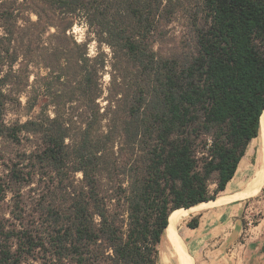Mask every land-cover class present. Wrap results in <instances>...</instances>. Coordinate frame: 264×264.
Here are the masks:
<instances>
[{"label":"trees","instance_id":"obj_1","mask_svg":"<svg viewBox=\"0 0 264 264\" xmlns=\"http://www.w3.org/2000/svg\"><path fill=\"white\" fill-rule=\"evenodd\" d=\"M263 110L264 0H0V264H158Z\"/></svg>","mask_w":264,"mask_h":264},{"label":"crops","instance_id":"obj_2","mask_svg":"<svg viewBox=\"0 0 264 264\" xmlns=\"http://www.w3.org/2000/svg\"><path fill=\"white\" fill-rule=\"evenodd\" d=\"M249 149L250 147L248 151ZM256 153L252 152L249 155L246 153L241 158L234 176L227 183L221 195H234L245 188L249 175L242 172L241 168L246 165L252 167L256 165L252 162L253 155L257 158ZM231 182L237 184L230 186ZM262 185L258 192L262 190ZM253 195L255 194L243 198L234 197L228 201L218 202L200 209L199 212L197 211L199 224L195 228L186 226L185 222L188 217L184 220L185 229H183L182 234L186 238V244L192 249L193 264H264V252L262 250L259 253L252 251V249L244 251L246 243L243 242L240 247L238 244L239 237L245 230L243 216L249 209V199ZM260 224V222L255 224V227H259ZM263 244L264 232L261 233L260 240L254 243L255 248L253 249L259 248L260 251L261 246L258 245Z\"/></svg>","mask_w":264,"mask_h":264},{"label":"bare ground","instance_id":"obj_3","mask_svg":"<svg viewBox=\"0 0 264 264\" xmlns=\"http://www.w3.org/2000/svg\"><path fill=\"white\" fill-rule=\"evenodd\" d=\"M251 145H254V147L257 148V164L254 170H252L253 168L249 165L241 168L242 172H251V176L248 178L245 188L234 195H219L216 199L202 201L186 209L173 212L169 217V224L165 228L162 240L158 247V264H193L192 249L186 244V238H184L182 234L183 229H185L184 220L190 214L218 202L228 201L238 196L243 198L247 195L256 194L258 192L264 181V110L260 116L259 135L252 140ZM249 152L250 149L246 155H248ZM235 184L234 182H231L230 186Z\"/></svg>","mask_w":264,"mask_h":264},{"label":"rangeland","instance_id":"obj_4","mask_svg":"<svg viewBox=\"0 0 264 264\" xmlns=\"http://www.w3.org/2000/svg\"><path fill=\"white\" fill-rule=\"evenodd\" d=\"M76 38L78 40H82L84 37V28L80 27V26H75L74 30H73ZM105 51H108L107 47H104ZM89 52L90 54H93L95 52V42H90L89 43ZM103 80L105 82H108L109 80V75L107 73L104 74L103 76ZM22 100H25V97H22ZM105 101L101 100V105H104ZM24 110L20 109V110H16V111H9L6 115H5V119L7 123H12L13 121H15L16 119H21L24 120L26 119V115L23 114ZM12 147H9L7 149L11 150ZM254 147V145L250 146V152L248 153L251 154L252 152L255 153L257 151V148ZM257 155V154H256ZM252 162L253 164H257V158H255V156H252ZM251 166V165H249ZM256 165H254L252 168V170H254ZM247 175H249V177L251 176V172H247ZM77 176H80V174L78 173ZM263 187L262 190L260 192H258L257 194L253 195L250 199H249V209L247 210V212H245V215L243 216L244 221L246 222L245 224V230L244 232L240 235L239 237V247L242 246V243H246L245 247H244V251L248 250V249H252V251H255L256 253L261 252V250L264 252V244L263 245H258L261 246V249L259 251L258 249H253L255 248L254 243L256 241L260 240L261 237V233L263 234L264 232V181L262 183ZM224 192V191H223ZM222 191L218 194L221 195L223 193ZM9 198H10V194H8V196L6 197V199L4 201H0V209H5L7 208V204L9 203ZM199 212V211H198ZM198 212L191 214V215H197ZM261 223L259 227H255V224L257 223ZM249 241V242H248ZM193 246V245H191ZM263 248V249H262ZM248 250V251H250Z\"/></svg>","mask_w":264,"mask_h":264},{"label":"water","instance_id":"obj_5","mask_svg":"<svg viewBox=\"0 0 264 264\" xmlns=\"http://www.w3.org/2000/svg\"><path fill=\"white\" fill-rule=\"evenodd\" d=\"M173 211H174V210H173ZM173 211H171V213H172ZM171 213H170V214H171ZM170 214H169V215H170ZM168 224H169V217H168ZM168 224H167V226H168Z\"/></svg>","mask_w":264,"mask_h":264}]
</instances>
